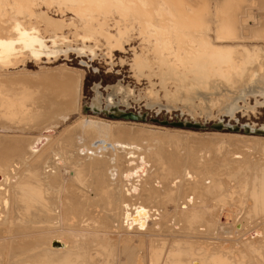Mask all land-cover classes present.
Listing matches in <instances>:
<instances>
[{
	"label": "bare ground",
	"instance_id": "obj_1",
	"mask_svg": "<svg viewBox=\"0 0 264 264\" xmlns=\"http://www.w3.org/2000/svg\"><path fill=\"white\" fill-rule=\"evenodd\" d=\"M169 20L174 38L162 40L159 27ZM133 36L148 61L134 48L132 66L138 77L158 76L168 101L215 90L219 94L199 107L233 110V94L251 91L264 105V0H0V264L11 226L9 264H34L39 249L63 254L54 260L70 255L79 264L95 258L115 264L117 232L152 235L149 264H170L175 250L188 260L173 264H204L194 259L195 247L229 251L240 264H251L250 254L262 264L264 124H245L247 135L238 138L109 123L81 113L79 72L58 77L12 68L73 47L111 56ZM172 69L181 71L178 78ZM206 71L230 86L209 79L203 88ZM109 101L111 116L119 115ZM90 108L100 106L93 100ZM75 112L85 118L77 115L58 130ZM80 202L84 212L76 214L71 207ZM219 225L234 228L231 241L215 239ZM59 227H109L110 241L88 238L81 250L76 245L84 236L54 230ZM136 264H142L139 255Z\"/></svg>",
	"mask_w": 264,
	"mask_h": 264
},
{
	"label": "rangeland",
	"instance_id": "obj_2",
	"mask_svg": "<svg viewBox=\"0 0 264 264\" xmlns=\"http://www.w3.org/2000/svg\"><path fill=\"white\" fill-rule=\"evenodd\" d=\"M133 38L124 45V49L114 50L111 56L105 55L103 51H100V48H96L95 54L92 55L88 51H78L75 47H73L67 49L66 51H59L55 54H42L40 59L37 61H34L32 58H26L24 60L25 63L22 61H17L16 65L12 68L20 69L23 67L26 71H31L34 73H38L39 71L41 72V70H46V72L56 74L58 77H62L63 72L66 70L68 71L69 69L79 72V74L82 76L79 86V88L81 87L79 91L81 90L80 94L82 95H80V103L83 107L81 113L87 115V117L89 116L91 119H106L103 121H107L109 123L135 125L139 127L143 126L144 128L158 127L159 129H164L162 127H166L164 130L193 135L196 133L198 136L207 134L211 135L214 134L215 131H218L223 133L221 134L222 136L238 138L243 137L241 135H247L244 133L245 124L252 126L264 124V105L261 103L263 97L257 94V92L252 93L251 91H246L242 97H240L239 94H233L232 98L236 99V106L233 110L225 109L216 111L215 107H211L210 110H203L199 107L201 103L213 100V97H216L219 94V91L215 90L211 91L212 93L210 94L196 89L194 93L189 94V96L184 101H168L165 96V88L163 84L160 83L158 76L142 75L138 77L137 73L139 71L134 68V66H132V60L135 59L133 55V49H136V54L140 55L143 60H148L138 50L140 47L138 38H135V36H133ZM58 67L59 69H57ZM62 67L66 69L63 68L60 70ZM145 71H147V69ZM207 71L205 75L207 78L206 80L203 79L202 81L203 88L209 87L208 83L212 82H209V79H221L227 84L224 77L214 75L212 72L208 73ZM200 78L201 75L198 74V77H195V80L199 79L200 81ZM204 80L206 85L204 84ZM227 85L228 87L230 86L229 84ZM117 88H121L122 90L126 89L129 92L127 95H123L122 92ZM149 94L152 95L153 99L150 98ZM110 96L112 98V103L115 104L117 109L120 111V114L115 117L111 116V107L108 108V105L110 104ZM159 98L161 100H159ZM93 100H96L100 106L98 111H94L90 108V104ZM81 113L79 115L77 112H75L73 115H70L65 120V122L57 126V129H65V124L67 126L74 124L77 120V115H79L78 119L85 118ZM130 114H132V116ZM219 122L221 123V126H218ZM229 133L236 134L230 135ZM249 135L255 136V134ZM261 137H264V135H261ZM53 141H51L50 144ZM50 144L45 146L44 150L47 149ZM241 145H243V142ZM37 158L38 156L35 157L34 160ZM69 171L70 170L68 167L62 168L61 173L64 180L67 179ZM82 204L85 203L80 202L79 208L74 207L73 204V208L71 207V210L76 214L83 213L84 208H82ZM7 225L2 226L3 228L5 227L4 229L6 231ZM12 228L13 226H11V229L7 231V236L10 235V240ZM54 230L67 231L75 235L84 236V239H80L81 242L79 241L78 245H76L81 250L88 249L89 242L86 241L88 238L95 239L94 244H102L107 246L110 240L109 238L105 237L108 234H111L109 227L97 229L81 227L63 229L59 227ZM233 231L234 228L231 226L219 225L215 239L231 241L233 237ZM116 236L117 242L115 264H136V257L138 255L142 260V264H149L148 249L150 246V241L148 237L152 235L139 232H117ZM168 237L171 238L172 236L170 235ZM240 239L241 237H237L235 241L240 243L241 246L246 250V246L241 242ZM5 240L7 242L6 238ZM82 241L84 244H82ZM9 242L5 243L4 250L2 252V264H9ZM170 246L171 244L168 243V246L162 255V260L166 259V251ZM180 249L188 248L183 246ZM258 249L260 250V255L263 257V259L260 258L261 263L264 264V240L259 243ZM192 250L194 259L199 260L204 264H240L238 261L233 259L232 253L229 251L210 249L209 252H205V249L200 247H195ZM46 252L47 251L44 249L37 250L35 252L36 258L33 260L34 264H47L48 262L51 264H79L78 259L74 258L73 256L66 255L63 261H61V259L54 260L53 256H62L63 254L56 255L57 253L48 252L49 256H46L44 255ZM92 252L94 253V251H90V253ZM248 257L251 261V264H254L250 254H248ZM25 259L26 258L23 257L20 261ZM187 260L188 258L183 257L177 250H175L174 257L169 258L170 264H173L177 261L185 262ZM100 262L101 260L99 258H95L93 262L88 264H100ZM16 264H19V262H16Z\"/></svg>",
	"mask_w": 264,
	"mask_h": 264
},
{
	"label": "flooded vegetation",
	"instance_id": "obj_3",
	"mask_svg": "<svg viewBox=\"0 0 264 264\" xmlns=\"http://www.w3.org/2000/svg\"><path fill=\"white\" fill-rule=\"evenodd\" d=\"M174 27V22L173 21H170L169 20V22H168V24H166L165 26H160L159 27V33H160V35H161V39L162 40H164L163 39V37L164 36H167V37H170L171 39H173L174 37L172 36V32H173V30H176V29H174L173 28ZM158 44H159V42H158ZM160 48H162V45L160 44ZM162 52V55H164V56H166V54H165V52L164 51H161ZM172 59V58H171ZM171 59H170V61H171ZM162 71H166L165 70V68L163 67L162 68ZM179 72H181L180 70H177V71H175V70H173L172 69V74L175 76V77H177L178 78V74H179ZM170 82H168V84H169ZM170 85V84H169ZM168 85V86H169ZM169 89H171V90H173V88H171L170 86H169ZM215 133V132H214ZM239 135V134H238Z\"/></svg>",
	"mask_w": 264,
	"mask_h": 264
},
{
	"label": "crops",
	"instance_id": "obj_4",
	"mask_svg": "<svg viewBox=\"0 0 264 264\" xmlns=\"http://www.w3.org/2000/svg\"><path fill=\"white\" fill-rule=\"evenodd\" d=\"M221 134H223V133H221Z\"/></svg>",
	"mask_w": 264,
	"mask_h": 264
}]
</instances>
